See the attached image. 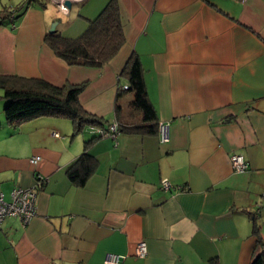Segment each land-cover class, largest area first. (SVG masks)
<instances>
[{"label":"crops","instance_id":"0c3cea01","mask_svg":"<svg viewBox=\"0 0 264 264\" xmlns=\"http://www.w3.org/2000/svg\"><path fill=\"white\" fill-rule=\"evenodd\" d=\"M108 1L70 0L61 19L52 1L33 0L2 18L0 75L82 84L79 103L105 125L141 123L120 75L134 53L170 139L119 130L85 147L93 133H73L67 117L13 126L0 87V191L8 199L45 178L31 220L2 221L0 264H105L106 252L125 254L122 264H250L264 248L250 218L264 239V0H116L124 42L98 66L68 64L47 44L51 23L77 37ZM22 2L0 0V14ZM85 149L94 166L79 184L67 171ZM231 153L244 171L232 170ZM139 241L145 257L134 255Z\"/></svg>","mask_w":264,"mask_h":264},{"label":"trees","instance_id":"16d2710c","mask_svg":"<svg viewBox=\"0 0 264 264\" xmlns=\"http://www.w3.org/2000/svg\"><path fill=\"white\" fill-rule=\"evenodd\" d=\"M33 0H24L14 9H4L0 21L4 17H14L23 4ZM45 41L54 52L68 64L98 66L110 59L124 42L120 8L116 0H109L99 14L88 21L86 29L77 37H65L58 31L45 34ZM120 75L128 81V89L134 91L130 102L132 109L140 112L141 123L124 124L117 120L118 132L125 130L138 133H157L158 119L150 102L143 78L141 62L136 54H131L125 62ZM82 84L56 86L41 79L23 76L0 75L2 96L6 102L3 107L6 122L17 126L20 122L43 115L67 117L72 122L73 133L82 131L86 125L94 124L106 127L101 118L87 112L79 103L78 94ZM122 90V89H121ZM88 144L101 136L92 132ZM93 157L86 149L68 168L72 180L82 184L93 169ZM252 221L251 233L256 236L259 245L264 239L259 234L257 216L250 213ZM250 264H264V248L256 253Z\"/></svg>","mask_w":264,"mask_h":264},{"label":"built area","instance_id":"2783aa9c","mask_svg":"<svg viewBox=\"0 0 264 264\" xmlns=\"http://www.w3.org/2000/svg\"><path fill=\"white\" fill-rule=\"evenodd\" d=\"M56 4L63 13L68 12V7L65 5V0H50ZM123 89L128 85H123ZM90 132H95L101 137L111 136L115 137L118 134V123L113 121L106 127L100 125L89 124L85 126ZM58 135L57 132H53ZM157 136L160 143H166L170 139V122L169 120L158 121ZM40 156L34 155L30 158L32 163L37 162ZM229 162L232 170L236 172L244 171L247 168V162L244 156L240 153H231L229 155ZM45 178L42 175H37L34 184L28 187L16 186L12 188L7 199L2 191H0V225L6 216H15L19 218L21 224L24 226L36 214L35 208V189L39 186ZM161 185L164 189H169L171 183L166 180H161ZM147 254V245L145 241L137 242L134 248V255L136 257H145ZM125 259V254L106 252L104 254L103 262L105 264H122Z\"/></svg>","mask_w":264,"mask_h":264},{"label":"rangeland","instance_id":"374dc122","mask_svg":"<svg viewBox=\"0 0 264 264\" xmlns=\"http://www.w3.org/2000/svg\"><path fill=\"white\" fill-rule=\"evenodd\" d=\"M46 9H48V11L50 9L51 12L54 11L55 16L58 18L62 19L64 17V13L61 12L59 7L54 3H53V6H51L50 4H47Z\"/></svg>","mask_w":264,"mask_h":264},{"label":"water","instance_id":"95a60500","mask_svg":"<svg viewBox=\"0 0 264 264\" xmlns=\"http://www.w3.org/2000/svg\"><path fill=\"white\" fill-rule=\"evenodd\" d=\"M64 3H65V5L68 6V7H70V5H71L70 0H65ZM54 31H55V23H51L50 28L48 29V32H49V33H52V32H54Z\"/></svg>","mask_w":264,"mask_h":264}]
</instances>
